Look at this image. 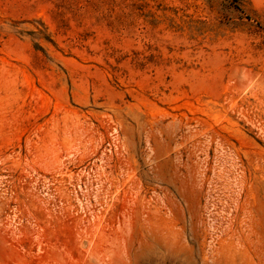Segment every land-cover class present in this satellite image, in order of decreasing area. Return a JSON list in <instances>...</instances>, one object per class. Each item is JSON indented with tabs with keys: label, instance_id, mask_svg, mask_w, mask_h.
<instances>
[{
	"label": "rangeland",
	"instance_id": "obj_1",
	"mask_svg": "<svg viewBox=\"0 0 264 264\" xmlns=\"http://www.w3.org/2000/svg\"><path fill=\"white\" fill-rule=\"evenodd\" d=\"M0 264H264V0H0Z\"/></svg>",
	"mask_w": 264,
	"mask_h": 264
},
{
	"label": "bare ground",
	"instance_id": "obj_2",
	"mask_svg": "<svg viewBox=\"0 0 264 264\" xmlns=\"http://www.w3.org/2000/svg\"><path fill=\"white\" fill-rule=\"evenodd\" d=\"M123 193H125V195L123 196V198L121 199L120 198V193L119 192H110L109 191V194L106 195V199H105V209L107 212L110 213V217L111 218H114L115 217V214L118 213V207H119V204H124V203H128L130 202V199L129 198H126V194L128 195V190H125ZM129 196V195H128ZM140 198V197H138ZM136 198H133L132 199V202L135 204V207H133V212L132 213H138L140 211V203H141V199L138 200ZM135 201V202H134Z\"/></svg>",
	"mask_w": 264,
	"mask_h": 264
}]
</instances>
